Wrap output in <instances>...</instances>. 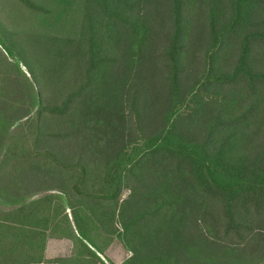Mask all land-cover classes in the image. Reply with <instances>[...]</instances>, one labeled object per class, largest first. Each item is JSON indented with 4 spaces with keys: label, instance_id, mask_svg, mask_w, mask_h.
<instances>
[{
    "label": "rangeland",
    "instance_id": "obj_1",
    "mask_svg": "<svg viewBox=\"0 0 264 264\" xmlns=\"http://www.w3.org/2000/svg\"><path fill=\"white\" fill-rule=\"evenodd\" d=\"M31 1L52 11L53 17L44 19L14 0H0V95L5 107L0 118V214L15 216L14 209L25 206L23 214L31 212L27 222L36 217L37 225L29 229L35 233L36 228L40 238L44 235L49 264H143L139 256L151 252L155 241L150 235L156 229L146 237L140 232L150 226H137L131 241L123 237L122 227L144 210V197L160 194L148 191L155 172H165L159 189H167L169 167L146 156L151 150L184 146L204 160L218 183L233 187L235 176L256 162L264 148V85L253 94L242 83H216L234 70L242 38L253 28L237 31L213 56L218 45L210 38L209 21L213 18L220 32L231 18L233 0H186L179 93L196 97L169 118L168 73L159 56L172 32L165 0H142L143 8H130L135 0H105V8L96 0ZM250 12L254 29L264 32V7H251ZM87 14L96 17V57L113 60L94 74L91 88L65 116L46 117L39 112L41 99L59 102L65 89L73 90L82 81L85 59L76 42L86 36ZM64 18L67 27L53 24ZM124 30L131 41L127 55L114 45ZM117 55L121 60L116 61ZM250 57L254 72H264V49L255 47ZM54 72L61 77L52 85L58 77ZM251 107L245 123L222 127ZM164 117L166 124L156 132ZM215 121L222 132L210 138ZM142 156L146 158L137 164ZM259 169L264 173V162ZM86 194H115L116 199L92 200ZM81 215L91 223V245L75 228ZM12 230L0 228V245L11 242ZM194 248L195 255L200 252L220 263L216 249H202L199 243ZM261 250L262 255L247 253L236 264H264V246ZM135 257L138 261L133 262ZM163 259L145 264H180Z\"/></svg>",
    "mask_w": 264,
    "mask_h": 264
},
{
    "label": "trees",
    "instance_id": "obj_2",
    "mask_svg": "<svg viewBox=\"0 0 264 264\" xmlns=\"http://www.w3.org/2000/svg\"><path fill=\"white\" fill-rule=\"evenodd\" d=\"M14 1L35 12V14H43L42 18L44 19L53 17L52 11H44L31 0ZM96 1L102 4L104 8L107 6L105 0ZM141 2L142 0H135L129 6L130 8L136 6L143 8L144 3ZM155 4H159L158 1L155 0ZM165 4H168L171 11L172 32L159 56L164 59L166 73H168L165 82L168 86L167 110L170 118L177 110H180L181 113L183 104H190L196 96L192 94L188 97H181L179 93V77L182 71L181 59L186 50L185 32L182 25V12L186 0H165ZM231 6L233 9L231 18L226 25L219 29L220 32H218L213 18L209 21L210 38L214 39L218 45V50L213 56L221 51L224 41L237 31L246 28L253 29L247 31L242 38L240 56L234 70L229 75L219 76L216 83L227 86L242 83L245 84L250 93L254 94L257 87L264 85V72H254L250 65L252 60L250 55L255 47L264 49V32L254 29L257 24L250 19V8L264 7V0H233ZM95 20L94 15H86V36L81 37L76 42L79 47L78 51L83 54L85 59L82 81L73 90L65 89L66 93L64 92L60 96L59 102L56 101L57 99H52L49 102L41 99L43 106L39 110L40 114L46 117L65 116L72 104L91 88L94 74L107 62L113 60L107 57H96L97 38L93 33ZM66 22L69 23V20L64 18L62 21H56L53 24L57 25L58 28H64L68 26ZM124 34V37L120 38L119 42L116 41L114 45L119 52L127 55V52L130 51L131 41L128 37V30H124ZM6 50L10 49L6 48ZM115 58L116 61L121 60V56L117 55ZM25 66L29 68L27 62H25ZM52 67L55 66L50 68L52 69ZM54 74L58 77L54 79L52 85L60 83L59 77L61 76L56 72ZM4 110V102L0 95V118L3 116ZM252 111L253 108L251 107L222 127L245 123L250 118ZM180 113L179 117L182 115ZM0 122L4 121L0 120ZM165 124L166 119L164 117L163 120L161 119L160 128L156 129V132L161 131ZM219 127H221L219 122L215 121L209 129L210 138L215 135V132H222ZM225 143L226 140L222 142L221 148ZM182 149H155L146 155L161 162L160 166L166 164L169 169L165 176L167 189L164 191L159 189V183L162 184L165 172L164 174L155 172L152 181L154 186L148 187V191L153 194L157 192L160 194L152 199L144 197L146 200L141 204V208L144 210L138 215H132L131 220L122 227V230L125 231L123 237L129 238L131 241L132 231L137 226H150V230H141L140 232L141 236L146 235V237L152 230L156 229L150 235L153 237L155 245L151 246V252L139 256L141 262L145 264L164 258L165 262L177 261L180 264H194L193 261L197 264H236L243 260L247 253L262 255L261 248L264 246V173L259 169V166L264 162V148L256 162L244 167L235 176V186L233 187L218 183L205 169L202 158L187 153L184 146ZM146 156H142L137 164H140ZM52 160L55 162L53 158ZM3 174L4 172L0 171V178ZM86 196L92 200L116 199L115 194H86ZM128 203L130 204V201ZM14 210L15 216L12 214L9 216L12 219H9L8 214H0V228L13 229L10 233L11 242H8V245L6 243L0 245V264H49L44 260L46 249L44 235L43 238H40L36 228L35 233H31V229H29L37 225L34 224L36 217L27 222L31 212L23 214L25 206ZM90 225L89 218H86V215H81L80 225L75 227L79 229L80 233L82 231L83 234L81 235L88 240H86L88 244H90V239L91 244L93 243V235L88 232L91 229ZM163 228L166 231L158 230ZM72 235L75 242L80 240L73 232ZM1 237L0 234V239ZM197 243L202 249H216L221 256L220 263L201 255L200 252L195 255L193 251ZM84 248L86 253L92 252V249H89L87 245H84ZM235 251L237 253H234ZM91 254L93 255V253ZM93 257L96 260L99 258L95 255ZM132 261H138L137 257Z\"/></svg>",
    "mask_w": 264,
    "mask_h": 264
}]
</instances>
